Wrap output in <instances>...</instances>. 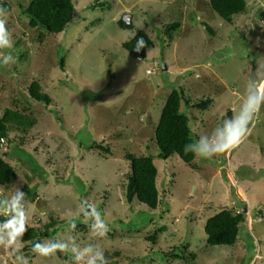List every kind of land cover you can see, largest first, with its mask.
<instances>
[{
    "label": "rangeland",
    "instance_id": "1",
    "mask_svg": "<svg viewBox=\"0 0 264 264\" xmlns=\"http://www.w3.org/2000/svg\"><path fill=\"white\" fill-rule=\"evenodd\" d=\"M29 2L0 0L13 40L4 51L16 61L0 65V115L8 108L34 119L3 138L0 155L17 179L0 186V196L28 187V230L54 222L56 233L40 242L99 244L110 264H264V107L244 143L212 160L160 159L154 140L172 90L181 93L194 140L239 111L264 64V0H245L230 22L209 0H73V18L59 34L29 26ZM123 14L131 29L119 25ZM138 31L153 42L144 57L123 47ZM33 81L48 104L30 97ZM207 100L206 109L196 107ZM127 154L153 158L156 209L126 201ZM91 204L108 224L103 239L87 226ZM222 209L244 215L236 243L209 246L204 225ZM19 247L0 246V264H74L70 251L42 257L31 241Z\"/></svg>",
    "mask_w": 264,
    "mask_h": 264
},
{
    "label": "trees",
    "instance_id": "2",
    "mask_svg": "<svg viewBox=\"0 0 264 264\" xmlns=\"http://www.w3.org/2000/svg\"><path fill=\"white\" fill-rule=\"evenodd\" d=\"M209 4L212 10L226 22H230L234 16L242 14L246 9L245 0H209ZM97 5L99 4H92V7L94 8ZM0 7L5 8L7 12L9 11L8 4L1 3ZM73 10V0H30L23 13L28 18L31 28L40 27L49 34H59L65 30L68 23L72 20ZM119 25L123 29L132 28V25L127 26L121 20ZM175 26L176 24H173L168 28L173 29ZM138 46L139 50H137ZM123 47L131 56L144 57L146 49L153 47V42L145 32L138 31L133 38L123 43ZM29 95L36 102L45 104L50 102L47 95L40 93L39 84L36 81L31 83ZM209 103V100L202 101L196 107L204 110ZM180 104L181 93L177 90H172L161 110L154 131V140L159 149L160 159L167 160L172 155H177L182 162L190 164L195 158L192 153L185 154L184 145L194 141V139L189 127V119L180 112ZM33 123L34 119L28 115L8 108L4 109L0 115V140L7 138L10 130L18 129L19 132L24 133ZM92 148L109 152L108 149L101 145H95ZM0 151H2L1 147ZM3 154L0 155V186H6L17 179L15 169L4 160ZM125 159L129 163L130 168L126 183V201L132 203L136 199L148 208L156 209L158 205V192L156 189L157 169L154 166L153 158L127 154ZM27 163L28 160H25V164ZM28 165L33 171L42 173L37 163L36 165L28 163ZM36 166L38 171H36ZM22 189L26 191L28 187L24 186ZM31 189L35 191V188ZM243 219L244 215L241 212L235 213L231 209H222L209 218L204 225L207 245H234ZM53 225L54 222L47 225L44 232H37L33 229L27 230L22 241H31V246H33L36 242H40L41 239L48 238L51 234L54 235L56 233ZM81 228L83 231L87 229L86 225L83 224L80 226Z\"/></svg>",
    "mask_w": 264,
    "mask_h": 264
},
{
    "label": "clouds",
    "instance_id": "3",
    "mask_svg": "<svg viewBox=\"0 0 264 264\" xmlns=\"http://www.w3.org/2000/svg\"><path fill=\"white\" fill-rule=\"evenodd\" d=\"M7 14V10L0 7V65L2 66L16 62L10 52L4 51L13 47L12 34L6 27ZM262 107H264V64L258 65L254 78L248 80L245 98L239 111L225 119L218 127L213 128L210 134L200 135L198 139L186 143L185 154L192 153L198 160H212L214 157L235 150L251 134ZM27 207V194L19 187L8 196H0V217H3L0 219V246L14 248L20 252L19 245L29 227ZM85 216L90 221L86 223L91 235L96 239L105 238L109 227L94 204L90 205ZM32 251L42 257L51 256L57 251H70L74 264H110L99 244H88L83 248L74 245L69 249L67 243L50 239L36 242ZM24 264H27L26 260Z\"/></svg>",
    "mask_w": 264,
    "mask_h": 264
},
{
    "label": "water",
    "instance_id": "4",
    "mask_svg": "<svg viewBox=\"0 0 264 264\" xmlns=\"http://www.w3.org/2000/svg\"><path fill=\"white\" fill-rule=\"evenodd\" d=\"M121 21L127 26L132 25L131 16L128 14H123L121 17ZM162 70H166L165 64L162 65Z\"/></svg>",
    "mask_w": 264,
    "mask_h": 264
},
{
    "label": "built area",
    "instance_id": "5",
    "mask_svg": "<svg viewBox=\"0 0 264 264\" xmlns=\"http://www.w3.org/2000/svg\"><path fill=\"white\" fill-rule=\"evenodd\" d=\"M0 143H1V145H3V144H4V141H3V140H1V141H0ZM2 143H3V144H2Z\"/></svg>",
    "mask_w": 264,
    "mask_h": 264
}]
</instances>
